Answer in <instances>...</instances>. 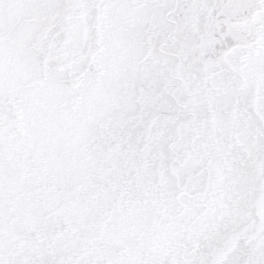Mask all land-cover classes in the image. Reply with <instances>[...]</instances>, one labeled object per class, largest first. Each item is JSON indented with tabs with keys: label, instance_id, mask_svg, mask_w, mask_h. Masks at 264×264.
Wrapping results in <instances>:
<instances>
[{
	"label": "snow or ice",
	"instance_id": "obj_1",
	"mask_svg": "<svg viewBox=\"0 0 264 264\" xmlns=\"http://www.w3.org/2000/svg\"><path fill=\"white\" fill-rule=\"evenodd\" d=\"M0 264H264V0H0Z\"/></svg>",
	"mask_w": 264,
	"mask_h": 264
}]
</instances>
